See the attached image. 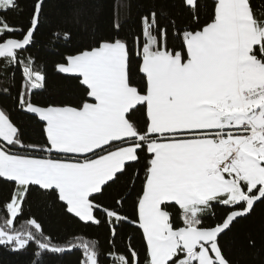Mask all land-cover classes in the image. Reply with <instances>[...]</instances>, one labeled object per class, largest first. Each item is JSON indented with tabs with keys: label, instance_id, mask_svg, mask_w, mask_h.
Here are the masks:
<instances>
[{
	"label": "snow or ice",
	"instance_id": "1",
	"mask_svg": "<svg viewBox=\"0 0 264 264\" xmlns=\"http://www.w3.org/2000/svg\"><path fill=\"white\" fill-rule=\"evenodd\" d=\"M43 4L35 0L26 30L0 16V59L6 68L22 64L25 91L19 103L43 122L46 136L45 144L26 143L0 110V178L13 183L0 244L26 250L34 243L33 264L71 249L83 250L81 264H101L95 241L59 243L34 218L20 229L14 222L38 187L84 222L98 225L95 212L104 213L115 236L118 227L132 222L123 214L124 201L105 207L94 194L102 195L128 168L150 157L137 204L136 223L147 245L143 264H231L219 237L264 200V14L250 0H216L210 22L176 33L183 42L176 50L168 47V28L153 11L142 18L143 89L132 79L128 42L114 38L58 65L84 86L79 104L44 106L31 97L45 88L46 77L23 56L34 42ZM184 5L198 22L199 0ZM18 8V0H0V13ZM141 108L143 127L130 118ZM214 205L230 210L212 226L205 220L215 215ZM110 255L113 264H141L134 250Z\"/></svg>",
	"mask_w": 264,
	"mask_h": 264
},
{
	"label": "trees",
	"instance_id": "2",
	"mask_svg": "<svg viewBox=\"0 0 264 264\" xmlns=\"http://www.w3.org/2000/svg\"><path fill=\"white\" fill-rule=\"evenodd\" d=\"M250 2L255 12L264 14V7H258L264 5V0ZM18 3L17 10L0 13V16H6L10 25L26 30L33 15L35 0H18ZM199 3V19L196 22L190 9L185 7L184 0H44L34 42L23 54L24 57L30 56L33 67L46 77L45 88L37 90L31 97L32 101L44 106L79 104L85 97L84 86L76 76L61 73L58 65L65 63L67 56L90 50L100 42L114 38L128 42L132 79L137 87L143 89L146 80L139 71L142 63L139 53L144 41L142 18L155 11L159 23L168 28V47L180 50L183 42L176 33H182L186 28L200 30L214 16L216 0H199ZM170 21L175 22V27ZM15 35L19 37L21 33L17 32ZM4 63V60L0 59V110L9 115L23 133L26 143L45 144L43 122L19 103V95L25 91L22 87V64L6 68ZM130 118L143 127L146 110L141 108ZM53 156L61 157L63 154ZM147 159L150 157L128 168L127 175L106 187L102 195L94 194L96 202L105 207L115 206L117 199H123V214L132 222H125L118 227L115 236L111 233L104 213L99 210L95 212L100 220L98 225L94 222H84L69 213L66 204L59 201L55 194L45 193L38 187L32 190L24 205V211L18 215L14 226L20 229L25 221L34 218L42 224L45 234L57 238L59 243L74 241L76 238L95 241L101 264H113V256L110 253L129 255L133 250L143 264L147 245L143 230L136 221ZM136 172L138 176L134 175ZM12 189L13 183L0 178V222L8 216L5 204L10 200ZM229 210L222 205H214L215 215L209 213L205 223L214 226L222 222ZM171 211L175 215L177 209L172 208ZM176 222L182 224L178 216ZM219 239L231 264H264V200L258 201L249 214L237 218ZM35 251H38V248L34 243L26 250L0 244V264H33ZM82 260L83 250L71 249L65 253L43 255L42 264H81Z\"/></svg>",
	"mask_w": 264,
	"mask_h": 264
},
{
	"label": "crops",
	"instance_id": "3",
	"mask_svg": "<svg viewBox=\"0 0 264 264\" xmlns=\"http://www.w3.org/2000/svg\"><path fill=\"white\" fill-rule=\"evenodd\" d=\"M0 143H3L2 139H0ZM63 156L61 157H57V156H53V158H62Z\"/></svg>",
	"mask_w": 264,
	"mask_h": 264
},
{
	"label": "water",
	"instance_id": "4",
	"mask_svg": "<svg viewBox=\"0 0 264 264\" xmlns=\"http://www.w3.org/2000/svg\"><path fill=\"white\" fill-rule=\"evenodd\" d=\"M257 202H258V201H257ZM257 202H256V203H257ZM256 203H255V204H256ZM255 204H254V205H255ZM250 212H251V211H250ZM245 216H246V215H245ZM243 217H244V216H243ZM239 218H240V217H239ZM226 231H227V230H226Z\"/></svg>",
	"mask_w": 264,
	"mask_h": 264
}]
</instances>
